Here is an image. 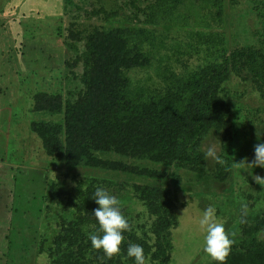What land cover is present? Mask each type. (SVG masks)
Masks as SVG:
<instances>
[{
    "label": "rangeland",
    "instance_id": "rangeland-1",
    "mask_svg": "<svg viewBox=\"0 0 264 264\" xmlns=\"http://www.w3.org/2000/svg\"><path fill=\"white\" fill-rule=\"evenodd\" d=\"M202 1L188 0L181 11L208 18L212 17L211 11L218 12L217 22L210 19L213 26L204 29L223 32L224 50L229 57L234 51L251 47L263 71L264 0H209L206 9L201 7ZM155 3L0 0V264H50L65 251L64 245L58 249L53 242L73 219L74 210L66 197L88 179L172 190L176 225L170 230V249L164 264H217L204 252L205 233L199 228L208 206L216 209V220L224 224L226 232L236 233L231 237L235 243L226 264H264V186L253 179L254 175L264 178V168L247 169L236 164L245 158L250 163L254 146L264 143V88L245 64L231 61L220 93L226 102L225 127L210 131L200 144L204 156L206 147L215 143L223 163L204 159L202 173L135 160L129 163L152 167L164 172L165 177L93 167L68 171L46 152L41 138L31 130L34 121L59 119L34 110L38 96L44 94L64 103L67 99L74 101L83 92L84 36L119 25L121 18L138 25L136 20L148 17ZM193 22L190 19L188 26L170 32L183 37L186 31L199 29ZM164 26L161 24L158 30L169 32ZM68 45L77 47L79 53ZM100 156L121 159L110 154ZM170 173L175 182L168 177ZM119 201L121 211L137 224L135 232L144 242L146 264H156L153 217L136 201L126 197ZM242 206H246L243 215Z\"/></svg>",
    "mask_w": 264,
    "mask_h": 264
},
{
    "label": "trees",
    "instance_id": "trees-1",
    "mask_svg": "<svg viewBox=\"0 0 264 264\" xmlns=\"http://www.w3.org/2000/svg\"><path fill=\"white\" fill-rule=\"evenodd\" d=\"M186 1L156 0L148 17L136 20L138 25L121 18L119 25L86 34L81 52L83 92L74 101L67 99L64 103L44 94L37 97L34 110L59 119L34 121L31 130L41 138L46 152L68 171L93 167L149 178L165 177L164 172L152 167L129 163L135 160L202 173L201 141L210 131L225 127L226 102L220 93L231 61L245 64L256 83L264 88V70L252 48L227 56L223 32L204 29L213 26L210 19L217 22L218 12L211 11V18L186 15L181 11ZM208 5L209 0L201 2L203 9ZM190 19L199 29L188 30L183 37L170 32L188 26ZM161 24L170 33L158 30ZM68 46L79 53L77 47ZM107 154L121 159L100 156ZM168 177L175 182L173 173ZM98 187L116 197L121 194L118 200L126 197L147 209L153 217V258L156 264H164L170 249V230L176 225L172 190L97 179L86 180L67 195L74 215L53 242V247L64 245L65 251L50 264H100L98 257L103 252L93 250L89 239V234L96 233L99 227L94 217V209L99 207L94 200ZM122 213L131 231L123 233L120 254L104 264H135L134 258L127 257V248L129 244L144 245L136 236L134 219Z\"/></svg>",
    "mask_w": 264,
    "mask_h": 264
},
{
    "label": "clouds",
    "instance_id": "clouds-1",
    "mask_svg": "<svg viewBox=\"0 0 264 264\" xmlns=\"http://www.w3.org/2000/svg\"><path fill=\"white\" fill-rule=\"evenodd\" d=\"M205 161L214 163H223L218 155V147L215 143L209 144L204 150ZM238 166L243 165L247 169L256 167L264 168V143H258L254 146V159L249 163L245 158ZM253 179L261 186H264V178L254 175ZM94 200L99 205L94 209V217L98 222L96 233H90L92 249L97 252H103V256L98 257L100 264L106 260H111L121 252V244L124 241L123 233L131 231V225L123 215L120 208V201L114 195H111L104 188L98 187L94 193ZM246 214V206H242V215ZM243 222V220L241 221ZM199 228L205 233L204 252L217 264H226L227 258L231 253L234 237L236 233H228L224 224L217 222L216 209L208 206L199 220ZM127 257L134 258L135 264H146L144 249L139 244H129L127 248Z\"/></svg>",
    "mask_w": 264,
    "mask_h": 264
}]
</instances>
